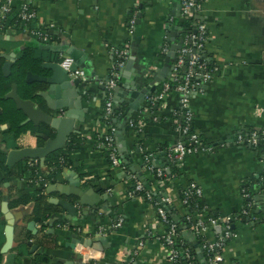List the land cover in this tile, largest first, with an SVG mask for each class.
<instances>
[{
  "label": "crops",
  "instance_id": "1",
  "mask_svg": "<svg viewBox=\"0 0 264 264\" xmlns=\"http://www.w3.org/2000/svg\"><path fill=\"white\" fill-rule=\"evenodd\" d=\"M27 1L37 12L35 24L50 27L52 39L44 42L5 23L0 30V53H16L17 61L23 53L31 52L41 64L70 55L71 49L80 51L79 69L84 74L79 77L83 80L82 90L87 92L82 101L86 109L84 123L80 128L77 124V135L83 142L71 153V165L46 187V202L54 210H43L38 215L32 197L35 188L29 178L20 174V161L9 166L7 157L12 149L37 146L42 140L28 132L20 136L21 146L16 147L2 136L10 123L0 124V150L5 153L8 167L0 168V264H17L19 255L24 264H36L33 258L37 252L49 256L45 264H123L136 249L139 253L135 264H167V249L158 238L165 225L158 215L157 203L129 196L133 176H150L144 168L146 158L172 175L162 184L155 182L151 190L172 198L171 217L183 226L185 239V235L191 237V232L181 223L182 192L196 183L203 189L209 215L240 216L234 223L236 235L224 246V263L264 264V213L253 211V205L258 203L254 198L261 200L264 193V150L236 142L241 133L264 130V0H206L198 14L208 29L202 54L218 66V72L203 92L192 95L190 107L193 127L211 149L186 156L177 176H173L171 167L175 161L169 158L168 151L183 139L175 114L181 105V94L172 91L158 103L146 97L129 122L125 110L131 86L138 85L139 91L151 89L150 83L165 61L163 47L172 43L168 38H183L179 26L181 0ZM3 2L0 0V6ZM22 3L23 0L14 1L5 21L18 16ZM135 12L137 25L132 34L128 21ZM117 48L127 49L129 58L134 57L128 69L129 58L126 60L120 76L124 87L117 93L114 89L112 98L114 105L118 102L121 106L113 121L116 131L122 129L121 136L115 132V143L126 168L111 163L100 140L110 131L102 115L107 102L105 82L116 62ZM161 88L162 83L151 96ZM124 146L129 153L127 161L122 158ZM82 188L93 189L85 193L89 203L78 202ZM244 191L252 200H247ZM4 202L15 218L14 240L8 248ZM63 203L74 204V211ZM36 218L35 234L29 224ZM116 222L120 225L111 234L103 233ZM221 231L222 227L216 225L208 236L213 239ZM29 241L37 248L33 250ZM196 259L198 264H206L202 251L196 253Z\"/></svg>",
  "mask_w": 264,
  "mask_h": 264
},
{
  "label": "built area",
  "instance_id": "2",
  "mask_svg": "<svg viewBox=\"0 0 264 264\" xmlns=\"http://www.w3.org/2000/svg\"><path fill=\"white\" fill-rule=\"evenodd\" d=\"M14 1L15 0H4L0 6V30L5 26L4 21L7 15L12 11ZM205 1L206 0L180 1L181 16L184 19L193 18L194 28L192 32L184 37L185 39L181 48L177 50L178 52L176 60L173 63L170 78L163 81L162 88L157 91L156 94L149 97L151 103H158L163 101L172 91H177L181 94V105L180 108L176 110L175 114L178 119L177 128L183 135V139L169 148L168 154L172 161H182L188 155L209 151L211 149L205 145L201 135L194 129V113L190 107V98L192 95L203 92L205 85L213 80L218 72V66L205 58L202 54V48L208 39V29L207 24L196 16L203 10ZM18 18L22 22L21 28L24 31L44 42H48L52 39L49 32L50 27H43L35 24L37 20V12L29 1L23 0ZM128 23L129 32L133 34L137 25L136 12L130 17ZM169 48L170 46L168 44L163 47L162 51L165 55L169 51ZM114 53L119 59L116 60L113 65L110 78L105 82L107 102L102 115L103 120L110 119L114 113V104L112 100L113 92L118 84L126 60L129 58V51L125 48H117ZM60 63L64 68L69 69L74 63V58L71 55L62 56L60 57ZM83 74L84 71L81 69H77L75 72L76 76H82ZM115 132L116 128L112 125L110 126L109 133L105 135L109 158L114 166L126 168L120 158L115 143ZM236 142L250 145L259 150H264V130L253 131L249 134L241 133L237 136ZM38 161V159H34L33 161H29V164L36 167ZM144 168L150 175L159 178L158 183L162 184L166 181V170L156 168L148 158H146V161L144 162ZM37 169V176L31 178L30 182L36 183L35 185H39L42 188L47 187L49 184L47 174H43ZM132 180L133 186L129 191L130 197H143L149 201L154 200L152 191L146 189L145 184L138 176H133ZM262 180L264 181V176L262 177ZM243 195L248 197L249 193L244 191ZM193 199L199 201V205L192 204ZM155 202L157 203L158 215L162 223L165 225L164 230L160 233L158 238L167 249V264H181L182 261H186L185 264H196L194 261L196 255L192 253L191 249L184 245L182 239V237H184L183 226H179L177 221L172 217H169L170 214L168 210H174L172 198L170 196L162 195L159 196V200ZM182 202L184 205V228L188 229L193 237L199 242L200 248L205 255L206 264H225L223 249L227 240L236 235L234 232V223L240 216L214 217L209 215L207 213V205L204 202L203 189L196 183H191L183 189ZM119 225L120 222H116L109 230L103 231V233L109 235ZM216 225H220L222 231L212 239L208 236V233L212 230V227ZM139 245L141 247L143 242L140 241ZM138 253L139 249H136L133 255L123 264H135L136 255Z\"/></svg>",
  "mask_w": 264,
  "mask_h": 264
},
{
  "label": "water",
  "instance_id": "3",
  "mask_svg": "<svg viewBox=\"0 0 264 264\" xmlns=\"http://www.w3.org/2000/svg\"><path fill=\"white\" fill-rule=\"evenodd\" d=\"M198 17V15L196 16ZM184 18L181 17L180 21L183 22ZM181 24V23H180ZM180 28L182 25H179ZM183 31V28H182ZM172 41L169 51L165 56V61L162 67L158 70L154 79L150 83V88H143L139 91L138 85L131 86L129 92V98L126 102L129 106L125 110V115H127V121H130V115L134 110H139L141 107L140 103H144L146 97H150L156 88V86L166 79H169L172 74L173 63L176 60L177 50L181 48L184 41V37L180 38L179 41H176L175 38L171 39ZM70 55L74 58V63L70 66L69 69L64 68L60 59L55 61L43 62L39 65L37 71L29 70L27 71L26 81L28 83H39L37 90L34 95L42 97L43 100H34L33 98H23L19 94V88L17 83H13L12 89L5 95L6 98L13 99L16 103L18 109L22 110L26 116V119L23 121V124L33 123L34 126L39 127L41 124H45L49 127L50 130L54 133L53 136L50 132L38 131L35 133L42 142L37 146H24L18 149H12L8 152L7 163L9 166L14 165L15 163L23 159H38L41 166H45L46 158L53 152L60 150L65 147L69 137L74 133H79L78 128L84 123V116L86 109L82 106V101L84 94L86 92L82 90V78L75 75L77 69H79L80 60L79 55L80 51L78 49H71ZM6 59L3 71L6 75L11 73V68L16 62V53L11 54H2ZM132 56L127 61L126 68H130L133 65ZM84 66V65H83ZM124 87L123 78H119L117 87H115L116 93ZM118 102L114 105L113 110H120ZM77 124H79L77 128ZM119 136H121L122 129L116 131ZM125 144V141H123ZM122 158L126 161L129 158V153L126 147L121 148ZM140 179V175H138ZM80 189L78 195L80 196L79 203H89L86 201L87 192H92L93 189L83 190ZM261 200L258 197L254 199L258 201L257 204L253 205V211H261L264 213V193L261 194ZM107 196V195H105ZM247 200H252L251 197H248ZM92 203V202H90ZM64 207L74 211V204L63 203ZM4 212L6 213L8 225L6 227V236L7 242L5 247H10L14 240V227H15V218L11 211L8 210V203L4 202ZM39 220L36 218L29 224V229L33 233H37L35 228V223ZM219 227V226H218ZM187 241H192L195 252L202 251L200 248L199 242L193 237L185 235ZM29 245L33 246V250L37 248V245H34L31 241L28 242ZM203 252V251H202Z\"/></svg>",
  "mask_w": 264,
  "mask_h": 264
},
{
  "label": "trees",
  "instance_id": "4",
  "mask_svg": "<svg viewBox=\"0 0 264 264\" xmlns=\"http://www.w3.org/2000/svg\"><path fill=\"white\" fill-rule=\"evenodd\" d=\"M6 24H14V26L19 27L22 29V22L19 20L18 16L13 17L11 20L10 17L6 21H4ZM182 35L183 37L186 36L188 33L193 31L194 28V19H184L182 22ZM168 44H171L167 42ZM165 56V54H164ZM119 58L117 57L116 60ZM5 63V58L1 55L0 53V107H2L3 112L0 114V124L3 123H10V127L7 129L2 130V136L4 137V141H9L12 140V142L16 145V147L21 146L19 143L20 136L22 134H26L28 132L31 133H36L37 130L45 129L44 131L50 132L53 136L52 130L49 129V127L45 124H41L39 127H36L33 125V123H26L23 124L22 122L26 119L25 114L23 113L22 110L18 109L16 106V103L14 102L13 99L6 98L5 95L12 89L13 83L18 84L19 88V94L23 98H33L34 100H40L41 97L35 96L34 93L37 90L38 86L40 85L39 83H28L26 81V75L27 71L33 70L37 71L39 69V59L34 56L33 53L31 52H25L20 56V58L15 62V64L12 67V71L9 75H6L3 71V65ZM116 116V112L114 111L113 115L111 116L110 119H105L104 121L106 124L110 126H115L114 125V118ZM109 133V132H108ZM78 133L72 134L65 147L57 150L53 153H51L47 158H46V164L45 166H41L40 162H37V166L33 167L29 164V161H33L34 159H23L19 162V167H20V174L24 175L25 177L31 179L34 176H37V170H40L41 173L47 174V177L49 179V183L55 179L56 175L66 166L71 165V158L70 155L72 152L75 150H78L81 147L82 144V138L77 135ZM100 140H103V143L105 144L106 148V141H105V135L101 137ZM108 150V148H107ZM109 152V151H108ZM181 161H175L171 167V170L174 172L173 176L176 174L181 173L180 169L181 166L179 165ZM5 163V153L0 150V168L5 169L8 167ZM9 172H12L11 170ZM10 174V173H9ZM171 178L172 175L167 174ZM165 178H168V177ZM177 176V175H176ZM158 177L154 175H150L148 177H145L144 179H141L142 182L145 184L146 189L151 190V186L158 181ZM31 183V182H30ZM36 183H31V185L35 188L33 191V198L35 199V210L38 215L41 214L43 210H46V212H52L54 208L46 202V187L42 188L41 186L35 185ZM41 185V184H40ZM152 191V190H151ZM152 194L154 195V202L159 200V195L155 192L152 191ZM182 199H183V192H182ZM192 204H198L199 201H196L193 199ZM171 218V213L174 211L168 210ZM211 214V213H210ZM216 217L215 215H212ZM182 224L184 221L182 220ZM179 226L180 223H179ZM184 245L188 247L189 249L192 250V253L196 255L195 249L193 247V243L187 242L184 237H182ZM21 256H18V262L17 264H24L21 260ZM49 260V256L44 253L37 252L34 254L33 261L36 264H45ZM194 261L196 264H198L197 259L194 257ZM186 261H182L181 264H185Z\"/></svg>",
  "mask_w": 264,
  "mask_h": 264
}]
</instances>
